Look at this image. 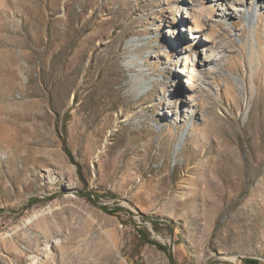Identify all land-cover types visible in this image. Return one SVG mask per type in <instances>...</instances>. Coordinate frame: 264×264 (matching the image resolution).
Listing matches in <instances>:
<instances>
[{"label":"rangeland","instance_id":"374dc122","mask_svg":"<svg viewBox=\"0 0 264 264\" xmlns=\"http://www.w3.org/2000/svg\"><path fill=\"white\" fill-rule=\"evenodd\" d=\"M0 264H264V0H0Z\"/></svg>","mask_w":264,"mask_h":264},{"label":"bare ground","instance_id":"6f19581e","mask_svg":"<svg viewBox=\"0 0 264 264\" xmlns=\"http://www.w3.org/2000/svg\"><path fill=\"white\" fill-rule=\"evenodd\" d=\"M248 7H246L245 5H244V7H237L235 10H234V13H232V15H238V14H241V12L242 11H244V10H246ZM248 14H249V16L250 17H253V14H252V12H251V10H250V8H248ZM258 17H259V15H257ZM254 20V19H253ZM256 20V19H255ZM254 20V21H255ZM143 86H140L138 89H137V91L138 92H141V91H143Z\"/></svg>","mask_w":264,"mask_h":264},{"label":"trees","instance_id":"16d2710c","mask_svg":"<svg viewBox=\"0 0 264 264\" xmlns=\"http://www.w3.org/2000/svg\"><path fill=\"white\" fill-rule=\"evenodd\" d=\"M155 244H157V245L159 246V248H161V249L165 250V247H164L163 245H161V244H158V243H155Z\"/></svg>","mask_w":264,"mask_h":264}]
</instances>
